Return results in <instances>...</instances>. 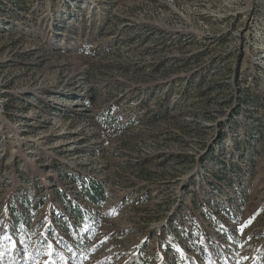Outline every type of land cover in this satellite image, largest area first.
Returning <instances> with one entry per match:
<instances>
[{
	"label": "rangeland",
	"instance_id": "obj_1",
	"mask_svg": "<svg viewBox=\"0 0 264 264\" xmlns=\"http://www.w3.org/2000/svg\"><path fill=\"white\" fill-rule=\"evenodd\" d=\"M138 251L264 264V0H0V264Z\"/></svg>",
	"mask_w": 264,
	"mask_h": 264
},
{
	"label": "trees",
	"instance_id": "obj_2",
	"mask_svg": "<svg viewBox=\"0 0 264 264\" xmlns=\"http://www.w3.org/2000/svg\"><path fill=\"white\" fill-rule=\"evenodd\" d=\"M101 119L104 123H108L110 121V119H107L106 117H104V119L102 117ZM80 188L82 189L84 197L88 201H90L91 203L96 204V205H102L103 204L104 199H105L106 189L102 183H100L97 180L90 179V180L86 181L85 183H82ZM77 214H78L79 218L81 220H83V216H82V213L80 211V208L77 211ZM72 236L75 237V239H76V247H77L76 254L79 253L78 251L87 253L88 252L87 240L78 239V237H76L74 235H72ZM36 245H38V247H39V243H37ZM68 246L70 248L73 247V245H71V244ZM204 247H207V246H204ZM55 251H57L55 255H59V256L62 255V252L60 250L55 249ZM16 253H17V251H16ZM140 254H141L140 251H138L135 254L129 256L125 264H146L144 262V260L142 259ZM52 255L53 254H51V256ZM2 260H3V264H21L18 262L19 259H18L17 255L14 254L13 252L9 255L6 254L5 256H3ZM50 261L51 260L48 261L49 264H52V263L56 264L58 262V260H54V262H50Z\"/></svg>",
	"mask_w": 264,
	"mask_h": 264
},
{
	"label": "snow or ice",
	"instance_id": "obj_3",
	"mask_svg": "<svg viewBox=\"0 0 264 264\" xmlns=\"http://www.w3.org/2000/svg\"><path fill=\"white\" fill-rule=\"evenodd\" d=\"M5 239H7V237H5Z\"/></svg>",
	"mask_w": 264,
	"mask_h": 264
}]
</instances>
